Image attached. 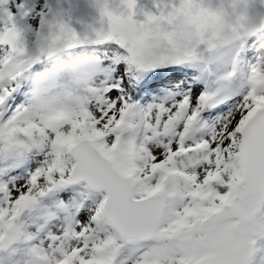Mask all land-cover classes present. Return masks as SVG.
Listing matches in <instances>:
<instances>
[{"label":"snow or ice","instance_id":"obj_1","mask_svg":"<svg viewBox=\"0 0 264 264\" xmlns=\"http://www.w3.org/2000/svg\"><path fill=\"white\" fill-rule=\"evenodd\" d=\"M121 3L95 0L101 27L81 35L43 12L41 30L20 27L33 10L0 0V264H264V41L243 66L241 33L209 83L190 67L207 70L215 9L171 6L196 32L180 52L167 11L138 22ZM152 24L166 35L148 57ZM25 29L47 45L36 57ZM57 45L73 57L62 77L45 63ZM31 73L57 83L42 109Z\"/></svg>","mask_w":264,"mask_h":264},{"label":"clouds","instance_id":"obj_2","mask_svg":"<svg viewBox=\"0 0 264 264\" xmlns=\"http://www.w3.org/2000/svg\"><path fill=\"white\" fill-rule=\"evenodd\" d=\"M257 4L264 6V0H220L215 8L218 17L212 29L217 37L216 47L203 53V58L208 64H220L230 67L231 70L235 54L241 47V33L247 34L250 38H258L264 34V13L254 11ZM166 15L169 16V24L173 26L177 50L183 52L191 48L196 40V32L192 25L178 19L171 10H168ZM122 29L126 35L131 36L134 33V26L131 24L124 23ZM147 32L145 55L155 57L163 50L166 30L161 25L152 24L148 26ZM21 40L26 43L28 55L31 57L38 56L40 50L47 48L44 40L38 42L34 33L26 29L21 33ZM260 46L264 48V42H261ZM55 52L57 54L51 61L53 67L61 68L73 59L65 58L66 51L62 45H57ZM61 75L62 73L57 71V76ZM27 79L33 91L31 98L33 105L38 109L44 108L55 92L57 83H46L44 76L36 73L29 74Z\"/></svg>","mask_w":264,"mask_h":264},{"label":"rangeland","instance_id":"obj_3","mask_svg":"<svg viewBox=\"0 0 264 264\" xmlns=\"http://www.w3.org/2000/svg\"><path fill=\"white\" fill-rule=\"evenodd\" d=\"M16 3H23L25 8L31 9L32 14L23 17L24 25L29 26L33 31L41 30L40 13L43 12L46 19L55 18L57 21H62L76 30L79 34L89 33L92 28L101 27V21L98 10L95 6V0H16ZM109 6L116 11H125L121 0H108ZM179 0H136V14L133 19L143 21L145 13L159 15L160 11L170 10L172 5H178ZM15 10V9H13ZM45 26L43 30L45 31ZM264 40V34L258 38H250L245 42V47L242 53V65L246 66L249 61V56L259 51L258 42ZM76 52L81 49L74 50ZM45 63L50 67L57 69L62 75L65 73L57 67H53L51 61L45 60ZM190 71L197 76H202L209 83L218 80L220 77L230 71V67L212 63L207 65V70H204V65L194 64L190 67Z\"/></svg>","mask_w":264,"mask_h":264},{"label":"water","instance_id":"obj_4","mask_svg":"<svg viewBox=\"0 0 264 264\" xmlns=\"http://www.w3.org/2000/svg\"><path fill=\"white\" fill-rule=\"evenodd\" d=\"M203 3L205 6H210L213 9H215L217 7V5L220 3V0H203ZM254 11L257 13H264V6L257 4L256 7L254 8ZM17 24H18V26L22 27L23 21L22 20L17 21ZM199 50L205 52L204 46L201 45Z\"/></svg>","mask_w":264,"mask_h":264}]
</instances>
